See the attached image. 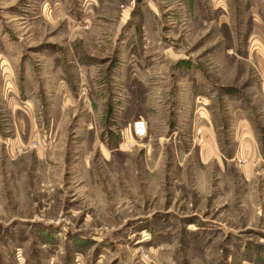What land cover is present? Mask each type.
Segmentation results:
<instances>
[{"label": "rangeland", "instance_id": "obj_1", "mask_svg": "<svg viewBox=\"0 0 264 264\" xmlns=\"http://www.w3.org/2000/svg\"><path fill=\"white\" fill-rule=\"evenodd\" d=\"M0 264H264V0H0Z\"/></svg>", "mask_w": 264, "mask_h": 264}, {"label": "built area", "instance_id": "obj_2", "mask_svg": "<svg viewBox=\"0 0 264 264\" xmlns=\"http://www.w3.org/2000/svg\"><path fill=\"white\" fill-rule=\"evenodd\" d=\"M145 127V121L143 118H139L133 122V130L135 133L140 134L144 131Z\"/></svg>", "mask_w": 264, "mask_h": 264}, {"label": "bare ground", "instance_id": "obj_3", "mask_svg": "<svg viewBox=\"0 0 264 264\" xmlns=\"http://www.w3.org/2000/svg\"><path fill=\"white\" fill-rule=\"evenodd\" d=\"M145 133H146V129L144 128V131L141 132L140 134L145 135Z\"/></svg>", "mask_w": 264, "mask_h": 264}, {"label": "crops", "instance_id": "obj_4", "mask_svg": "<svg viewBox=\"0 0 264 264\" xmlns=\"http://www.w3.org/2000/svg\"><path fill=\"white\" fill-rule=\"evenodd\" d=\"M256 153H257V150H256Z\"/></svg>", "mask_w": 264, "mask_h": 264}]
</instances>
